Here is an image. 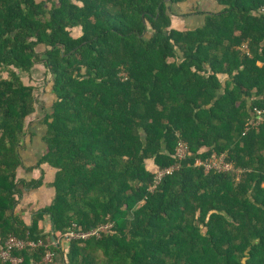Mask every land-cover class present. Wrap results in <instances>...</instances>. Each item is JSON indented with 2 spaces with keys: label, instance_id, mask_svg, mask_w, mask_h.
Segmentation results:
<instances>
[{
  "label": "trees",
  "instance_id": "1",
  "mask_svg": "<svg viewBox=\"0 0 264 264\" xmlns=\"http://www.w3.org/2000/svg\"><path fill=\"white\" fill-rule=\"evenodd\" d=\"M189 1L0 0V250L36 245L9 251L18 264H264V0ZM36 125L43 175L22 179ZM213 155L234 171L197 166Z\"/></svg>",
  "mask_w": 264,
  "mask_h": 264
},
{
  "label": "crops",
  "instance_id": "2",
  "mask_svg": "<svg viewBox=\"0 0 264 264\" xmlns=\"http://www.w3.org/2000/svg\"><path fill=\"white\" fill-rule=\"evenodd\" d=\"M199 7L200 10L206 12H214L220 10V8L217 6V4L212 0H190L188 4L184 7L183 10L190 11L194 8ZM183 15V14H182ZM204 23V17H198L195 16H188L180 18L174 17L173 18V27L178 30H186L191 28H196L199 26H202ZM222 79H225V77H222ZM38 112L28 120V126L30 124H36L40 121L42 116L44 115V112L42 111V107L38 108ZM29 128V127H28ZM34 131L37 133L35 135L31 134V132H28L26 135L23 145L21 147V155L23 158L24 166L19 171L20 178H26L28 180L30 179H40L43 175L42 170L37 168L39 165V162L41 160V156L44 154V144H43V136L40 134V129L37 127V125L34 127ZM32 131V132H34ZM30 168H35L32 173L28 174L27 170ZM46 173L49 174L48 181H51V178L53 177V172L43 168ZM52 197V190L46 188V186L40 188L39 190L32 191L30 194L26 195L23 199L22 206H20V210L24 212H21L23 215V219L26 221V223L30 224L33 217V211L44 208L46 205L49 204L50 200L49 198ZM49 200V201H48ZM45 231L47 233L52 234V228L50 226V222L47 219V221L44 224Z\"/></svg>",
  "mask_w": 264,
  "mask_h": 264
},
{
  "label": "built area",
  "instance_id": "3",
  "mask_svg": "<svg viewBox=\"0 0 264 264\" xmlns=\"http://www.w3.org/2000/svg\"><path fill=\"white\" fill-rule=\"evenodd\" d=\"M189 152L188 145L184 142H180L178 144V147L176 149V156L179 160H183L187 157ZM197 166H202L205 169L206 173H209L211 171H216L218 173H228L234 171V166L228 162H226L225 156H217L213 155L210 159L201 162H197ZM179 167L170 168L164 171H157V181L159 182L162 180V178L166 175H171L173 171L178 170ZM240 172V171H238ZM111 228V226H103L99 227L98 229H94L88 233L81 232V231H70L66 234V238L68 240H76V239H88L92 236L99 237L102 233H107L108 230ZM36 245L34 243H27L24 241L17 240L14 237L9 238V240L6 242V249L0 250V255L5 261H9L13 264H18L21 262L20 259H14L10 256L9 251L10 250H18L22 251L25 250L28 247L34 248ZM47 260L50 261L51 257L48 256Z\"/></svg>",
  "mask_w": 264,
  "mask_h": 264
},
{
  "label": "rangeland",
  "instance_id": "4",
  "mask_svg": "<svg viewBox=\"0 0 264 264\" xmlns=\"http://www.w3.org/2000/svg\"><path fill=\"white\" fill-rule=\"evenodd\" d=\"M152 165H153V163H151V162H148V169H149V170H151V171H152ZM50 190H51V189H50ZM52 194H53V192H52ZM49 200H50V202H51V200H52V197H51V198H49ZM49 200H48V201H49ZM50 202H49V203H50Z\"/></svg>",
  "mask_w": 264,
  "mask_h": 264
},
{
  "label": "water",
  "instance_id": "5",
  "mask_svg": "<svg viewBox=\"0 0 264 264\" xmlns=\"http://www.w3.org/2000/svg\"><path fill=\"white\" fill-rule=\"evenodd\" d=\"M52 236L54 237V232H52Z\"/></svg>",
  "mask_w": 264,
  "mask_h": 264
}]
</instances>
